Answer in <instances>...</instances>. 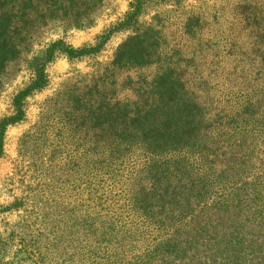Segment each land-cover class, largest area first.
<instances>
[{
    "label": "rangeland",
    "instance_id": "374dc122",
    "mask_svg": "<svg viewBox=\"0 0 264 264\" xmlns=\"http://www.w3.org/2000/svg\"><path fill=\"white\" fill-rule=\"evenodd\" d=\"M131 1L103 0L101 3L98 0H58L57 8L53 9L55 11L47 9L44 11L46 17L36 15L34 27L37 31H30L31 36L27 34L26 27L22 32L15 31L13 41L20 51L17 58L7 65V74L0 85V120L13 114V96L29 81L30 64L43 62V55L52 42L60 40L74 48L95 45L104 30L124 18ZM174 1L153 0L152 3H156L155 7L160 9L162 15V32L168 41L165 43L166 51L170 53L171 45H177L185 55L183 59L189 58L175 64L176 75L184 82L185 89L171 85L166 78L161 79L163 99H160V109L156 110V119L158 125L162 126L166 114H175L171 120H164L168 131H172V137L164 139V142L178 148V159L184 162L193 176L188 177L186 173L177 171L168 176L158 174V177L147 178L153 174L150 173L145 180H139L141 184L146 183L145 187L154 186L158 193L163 194L170 193L172 185L176 186L180 203H165V213L168 211L170 215V219L165 220L169 223L167 227L156 225L159 227L157 229L151 222L147 224L138 220L139 225L137 223L138 227H133L130 240L137 253L145 249L155 255L157 242L165 239L179 222L185 223V227L188 222L192 223L190 216L181 219L178 216L180 211L192 209L193 212L203 208L199 214L206 218L213 217L219 230L221 221L227 225L231 221L226 222L229 215L220 213L227 208L236 211L244 220L253 215L252 219L256 222L248 226L251 237L248 240L255 245H264V131L254 132L256 158L251 159L246 153L252 139L250 137L242 140L239 158H226L235 139L228 138V134L238 124L235 125L233 119L224 114L233 118V114L244 109L242 105L238 106V102L229 99L227 89H234L237 84L249 85L247 82L240 83L236 76V69L249 58L239 62L226 56L223 52L225 48L217 42L221 36L227 38L229 33L236 32L231 28L232 15L229 13L236 0H182L179 4ZM244 2L252 11L255 0ZM21 5L16 4V7ZM59 5L70 9L66 13L68 15L59 14L62 9ZM45 6L53 7L47 2L40 7ZM8 8H4L0 1V15L5 14ZM152 8L138 14L141 25L155 26L156 10ZM76 11L79 13L74 14ZM41 22L43 24L37 28L36 25ZM127 28L112 32L110 38L93 54L84 53L69 59L65 53L57 51L53 59L45 63V87L25 97L24 117L7 126L0 156V264H42V251L35 246L38 243L36 237L43 231V238L52 240L55 208L65 212L80 207L119 217L123 215L122 210L126 209L124 197L129 195V186L137 177L134 170L147 163L151 156L137 147L121 164L115 165L114 175L90 172L87 154L83 153L82 146L74 150L77 137L68 136L65 127L61 128L58 108L49 110L52 103L49 99L63 87V83L76 78L80 80L96 66L109 61L121 42L137 29L135 26ZM23 31L25 34H22ZM23 35L26 38L22 39ZM154 49L153 45L150 52ZM241 52L238 51V55ZM151 57L155 59L154 62L134 72L129 71L135 76L137 72L145 74V83H149L156 70L160 71L167 64V61H159L156 56ZM206 77L210 79L212 87L205 83ZM138 85L145 86L141 79H138ZM43 112L47 114V122L44 121L43 126L37 128ZM239 114L245 113H238L237 117ZM245 121L242 127L248 130ZM59 130L63 138L57 136ZM240 130L241 126L237 133H241ZM85 140L81 144L86 146ZM211 150L218 154L213 164L216 170L213 174L206 170L204 158ZM222 151L224 154L221 155ZM220 167L227 168L226 174L218 171ZM189 178L194 181L193 187L188 182ZM206 204L210 210L206 209ZM260 252H264V247ZM153 254L150 257L155 264L157 258ZM223 254L213 264H235V261H227L232 258L229 253ZM254 261V264H264V253ZM80 263V258H77V264ZM237 264L249 263L241 261Z\"/></svg>",
    "mask_w": 264,
    "mask_h": 264
},
{
    "label": "trees",
    "instance_id": "16d2710c",
    "mask_svg": "<svg viewBox=\"0 0 264 264\" xmlns=\"http://www.w3.org/2000/svg\"><path fill=\"white\" fill-rule=\"evenodd\" d=\"M0 1L4 8L9 7L5 14L0 15L1 85L2 79L7 74V65L17 58L20 51L16 42L13 41L14 32H22L26 27L27 34L31 36L30 31H37L34 27L36 15L46 17L44 11L47 9L55 11L53 9L57 8L58 0ZM98 1L102 3L103 0ZM152 1L132 0L124 18L104 30L95 45L74 48L60 40L52 42L43 55L45 60L30 64L29 81L13 96V114L0 120L1 156L7 126L24 117L25 97L45 87L47 83L45 63L52 60L57 51L65 53L69 59L77 58L84 53L93 54L115 30H125L129 26L137 27L116 48V54H113L109 61L96 66L80 80L76 78L63 83L61 85L63 87L49 99L52 101L49 110L58 108L57 111L61 116L58 123H62L61 128L65 127L68 136L77 137L74 150L77 151L82 146L83 153L87 154V168L96 175L105 173L114 175L115 165L121 164L125 157L137 147L151 157L147 163L134 170L137 177L135 176V181L129 186V195L124 197L126 209L122 210L124 212L122 216L109 214V212L89 211L80 207H74L65 212L55 208V224L51 227L52 240L43 238V231L39 233L40 237H36L38 243L35 246L42 251L40 257L42 264H77V258H80V264H153L154 259L150 257L153 253H148L145 249L140 253L134 250L130 240L133 237L131 231L133 227H138V220H143L147 224L151 222L157 229L158 226L167 227L169 223L165 220L170 219V215L168 211L165 213V203L169 205L180 203V197L174 185L170 193L163 194L158 193L154 186L145 187L146 183L141 184L139 180H145L150 173L153 174L147 178L158 177V174L168 176L169 173L177 171L186 173L188 177L193 176L184 162L178 159L180 152L178 148H172L164 142V139L172 137V131L170 129L168 131L165 121L171 120L175 114L173 112L166 114L162 120V126L158 125L156 119L158 114L156 110L160 109V99H163L161 79L166 78L171 85H178L185 89L184 82L176 75L175 64L179 60H189V58L183 59L185 55L177 45H171L170 53L166 51L165 43L168 41L162 32L164 31L162 15L159 13L160 9L155 7L156 3ZM161 1L166 2V0ZM181 1L174 2L179 4ZM241 1L236 0L229 11L230 16L232 15L231 28L236 32L229 33L227 38L221 36L217 40L218 45L225 48L223 52L226 56H231L239 62L249 58L236 69L239 82H247L249 85L237 84L234 89H227L229 99L238 102V106L242 105L245 109L244 111L241 108L240 112L233 114V118L227 113L224 114L233 119L235 125L238 124L234 127V131L228 134V138L235 139L226 158L233 160L239 158L238 152L242 147L240 145L247 137L252 138L249 147H246L248 148L247 156L251 159L256 158L258 154L254 144L256 139L254 132L264 131V0H255L254 5L251 6L252 11L244 0ZM43 2L52 4L53 7L45 6V9L40 7ZM19 3L22 5L16 7ZM151 6L154 7L152 10H156L155 26L141 25L138 14L145 12V9ZM236 10L238 12H235ZM69 12L70 9L62 7L59 14L68 15L66 13ZM32 13L35 15L32 16ZM77 13L79 12L76 11L74 14ZM158 22L160 23L157 24ZM42 24L41 22L36 27L39 28ZM192 30H194L193 26ZM22 34H25L24 31ZM24 38L26 35L22 36V39ZM153 45L155 49L150 52ZM238 51H242L240 55ZM151 56H156L159 61H167V64L160 71L156 70L149 83H145V74L137 72L135 76L129 71L134 72L154 62L155 59ZM138 79H141L145 86H139ZM207 82L210 87L213 86L208 77L205 83ZM238 113L245 114H239L237 117ZM46 118L47 114L43 112L35 126L42 127L44 121L47 122ZM244 120H246V126H249L248 130L242 127ZM240 126L241 133H237ZM57 133V136L63 138L60 130ZM85 139L86 146L81 144ZM222 154L224 151L221 152ZM217 155L211 150L210 154L204 156L206 170H210L212 174L216 172L213 164ZM218 171L226 174L227 168H221ZM188 182L193 187L194 181L189 178ZM133 186L134 189H132ZM202 209L179 212L178 216L181 219L190 216L194 223L188 222L185 227V223L179 222L165 239L157 242L154 249L155 255L153 254V257L157 258L155 264H208L209 262L213 264L223 253H229L233 259L227 261H235V264L241 261L254 264L255 258L264 253L260 252V249L264 247L263 244L255 245L248 240V238L251 239L248 226L256 222L252 219L253 215L244 220L236 211L225 208L220 213L229 215L226 222L230 219L231 221L228 225L221 221L222 224L218 230V224L213 222V217L206 218L199 214ZM206 209L210 210L208 204ZM232 214L236 216L233 217Z\"/></svg>",
    "mask_w": 264,
    "mask_h": 264
}]
</instances>
